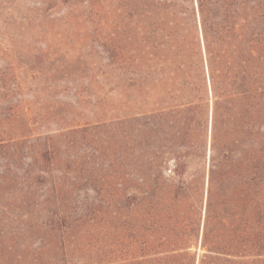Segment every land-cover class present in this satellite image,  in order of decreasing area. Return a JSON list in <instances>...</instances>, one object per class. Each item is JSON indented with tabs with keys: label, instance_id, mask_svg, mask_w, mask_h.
<instances>
[{
	"label": "rangeland",
	"instance_id": "1",
	"mask_svg": "<svg viewBox=\"0 0 264 264\" xmlns=\"http://www.w3.org/2000/svg\"><path fill=\"white\" fill-rule=\"evenodd\" d=\"M121 14L114 0H0V264H31L28 252L44 235L40 220L28 218L30 198L38 196L29 192L32 172L42 168L46 184L63 180L80 220L75 230L91 254L78 264L105 261L96 250L105 249V220L114 226L115 214L86 215L91 207L106 206L124 171L145 162L141 154L165 146L181 167L178 174L169 159L159 182L198 204L202 220L212 141L226 151L216 185L226 223L254 220L264 207V178L257 194L239 193L241 163L253 155L264 162V96L214 104L208 93V100L178 105L179 96L195 94L191 86H130ZM45 136L57 146L52 164L34 162Z\"/></svg>",
	"mask_w": 264,
	"mask_h": 264
},
{
	"label": "trees",
	"instance_id": "2",
	"mask_svg": "<svg viewBox=\"0 0 264 264\" xmlns=\"http://www.w3.org/2000/svg\"><path fill=\"white\" fill-rule=\"evenodd\" d=\"M114 1L125 20L121 51L130 86H191L195 94L179 96L184 100L178 105L208 100V93L214 104L228 97L263 99L264 0ZM227 87L237 91L227 96L223 91ZM202 89L205 93L200 95ZM46 138L34 162L52 164L58 159L57 146ZM210 148L203 220L198 204L159 182L169 159L180 173V161L170 158L167 146L141 154L145 162L124 171L125 178L109 193L105 209L99 201L86 214H115L112 230L111 217L104 222L105 249L96 250V255L105 261L96 264H264V207L256 209L254 220L241 216L226 223L216 189L223 180L226 151L214 141ZM250 162L241 163V176L246 175L239 186L242 198L252 189L257 194L264 178V162L256 155ZM48 173L42 168L31 176L29 192L38 196L30 198L28 218L36 219V224L40 220L44 235L28 252L30 261L78 264L91 252L75 230L80 220L73 218L63 180L46 184ZM183 182L185 190L189 182ZM242 205L247 211L248 205Z\"/></svg>",
	"mask_w": 264,
	"mask_h": 264
}]
</instances>
